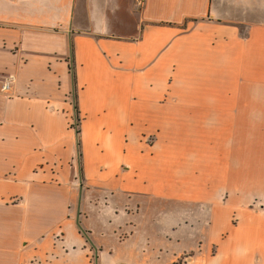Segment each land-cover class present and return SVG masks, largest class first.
Masks as SVG:
<instances>
[{"label": "crops", "instance_id": "obj_1", "mask_svg": "<svg viewBox=\"0 0 264 264\" xmlns=\"http://www.w3.org/2000/svg\"><path fill=\"white\" fill-rule=\"evenodd\" d=\"M185 254L264 264V0H0V264Z\"/></svg>", "mask_w": 264, "mask_h": 264}, {"label": "rangeland", "instance_id": "obj_2", "mask_svg": "<svg viewBox=\"0 0 264 264\" xmlns=\"http://www.w3.org/2000/svg\"><path fill=\"white\" fill-rule=\"evenodd\" d=\"M74 123L79 124V118L78 117H76V120H75ZM76 132H78V133L80 132V130L77 131V127H76ZM201 228L202 227H198V229H201ZM118 236H120L122 238V236H124V233L120 231L118 233ZM189 256H191V255L190 254H185L181 258H179L177 261L173 262L172 264H183L184 262H186L187 259H189L188 258ZM146 260H147V264H159L160 262L162 263L166 259H164V258H152V259H146ZM91 261H92V264H94L93 257H92Z\"/></svg>", "mask_w": 264, "mask_h": 264}, {"label": "built area", "instance_id": "obj_3", "mask_svg": "<svg viewBox=\"0 0 264 264\" xmlns=\"http://www.w3.org/2000/svg\"><path fill=\"white\" fill-rule=\"evenodd\" d=\"M11 84H12V78L9 77L7 80L4 81V84L2 86V90L8 91L10 89Z\"/></svg>", "mask_w": 264, "mask_h": 264}]
</instances>
